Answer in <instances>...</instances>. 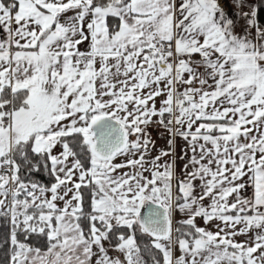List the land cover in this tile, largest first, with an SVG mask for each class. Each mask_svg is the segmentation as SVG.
Listing matches in <instances>:
<instances>
[{
	"label": "snow or ice",
	"instance_id": "6c2138e0",
	"mask_svg": "<svg viewBox=\"0 0 264 264\" xmlns=\"http://www.w3.org/2000/svg\"><path fill=\"white\" fill-rule=\"evenodd\" d=\"M0 264H264V0H0Z\"/></svg>",
	"mask_w": 264,
	"mask_h": 264
}]
</instances>
